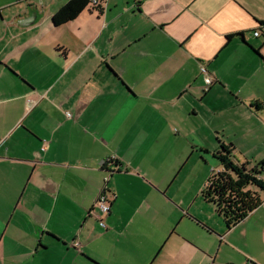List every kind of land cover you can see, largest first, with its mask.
Here are the masks:
<instances>
[{"label": "crops", "instance_id": "0c3cea01", "mask_svg": "<svg viewBox=\"0 0 264 264\" xmlns=\"http://www.w3.org/2000/svg\"><path fill=\"white\" fill-rule=\"evenodd\" d=\"M70 1L0 0V264H264L203 196L264 162V0Z\"/></svg>", "mask_w": 264, "mask_h": 264}, {"label": "trees", "instance_id": "16d2710c", "mask_svg": "<svg viewBox=\"0 0 264 264\" xmlns=\"http://www.w3.org/2000/svg\"><path fill=\"white\" fill-rule=\"evenodd\" d=\"M90 4L91 0H71L53 16L54 27L74 21ZM216 160L220 169L213 173L203 196L216 207L230 229L261 205L264 196V162L252 168L248 163L237 164L232 160V149L225 146L216 153ZM250 189H254L259 198L254 197Z\"/></svg>", "mask_w": 264, "mask_h": 264}, {"label": "built area", "instance_id": "2783aa9c", "mask_svg": "<svg viewBox=\"0 0 264 264\" xmlns=\"http://www.w3.org/2000/svg\"><path fill=\"white\" fill-rule=\"evenodd\" d=\"M95 5L98 4V1H94ZM264 35V25L261 26L255 33V37H260ZM201 72L203 75V79L205 82V89L208 90L213 84H214V79L212 76L209 74L208 70L203 66L201 68ZM68 117H71L70 113H67ZM108 181V179H106ZM111 211V203L108 200V197L105 192H103L100 196L97 202L95 203V206L93 207L91 211V216L94 217L98 222H103L105 216L109 215ZM79 245V244H78ZM77 245V246H78Z\"/></svg>", "mask_w": 264, "mask_h": 264}, {"label": "rangeland", "instance_id": "374dc122", "mask_svg": "<svg viewBox=\"0 0 264 264\" xmlns=\"http://www.w3.org/2000/svg\"><path fill=\"white\" fill-rule=\"evenodd\" d=\"M250 190H251L250 192L253 194V196L256 197L255 190L254 189H250ZM256 198H259V197L257 196Z\"/></svg>", "mask_w": 264, "mask_h": 264}]
</instances>
